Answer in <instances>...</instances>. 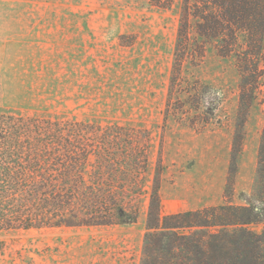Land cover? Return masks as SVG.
Here are the masks:
<instances>
[{
    "label": "rangeland",
    "instance_id": "obj_1",
    "mask_svg": "<svg viewBox=\"0 0 264 264\" xmlns=\"http://www.w3.org/2000/svg\"><path fill=\"white\" fill-rule=\"evenodd\" d=\"M182 4L0 0V114L110 130L148 160L145 192L129 201L136 223L0 232V264H143L158 214L220 206L257 213L264 58L258 90L214 41L183 55L176 70Z\"/></svg>",
    "mask_w": 264,
    "mask_h": 264
},
{
    "label": "trees",
    "instance_id": "obj_2",
    "mask_svg": "<svg viewBox=\"0 0 264 264\" xmlns=\"http://www.w3.org/2000/svg\"><path fill=\"white\" fill-rule=\"evenodd\" d=\"M151 3L173 6V0ZM211 41L221 56L236 57L258 90L264 0H183L175 69L183 55L203 53ZM129 139L83 122L0 114V232L136 223L138 211L129 201L145 192L148 160ZM260 163L257 213L251 206H220L158 214L156 227L149 225L143 264H264V228H249L264 224V139ZM151 198L159 213L158 188Z\"/></svg>",
    "mask_w": 264,
    "mask_h": 264
}]
</instances>
